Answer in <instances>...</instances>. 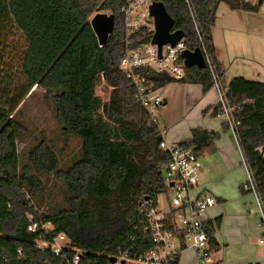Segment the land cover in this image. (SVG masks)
<instances>
[{"label":"trees","instance_id":"obj_1","mask_svg":"<svg viewBox=\"0 0 264 264\" xmlns=\"http://www.w3.org/2000/svg\"><path fill=\"white\" fill-rule=\"evenodd\" d=\"M126 1L0 0V37L13 27L25 42L19 61L22 82L14 81L0 65V264H64V258L72 257L70 249L63 250L62 257L40 251L36 245L40 236L50 241L64 234L82 251L79 264H109L110 257L119 252L136 257L152 246L139 209L143 200L155 203L165 193L161 168L169 155L159 149L158 125L119 70L125 52L120 9ZM151 1L161 3L172 18L171 32L183 33L185 50L200 49L220 80L222 70L215 60L211 34L218 6L248 12L258 9L245 0H191L195 29L184 0ZM106 11L114 16L113 32L100 46L90 17ZM141 75L153 91L170 84L196 85L203 94L213 88L207 65L204 69L185 67L179 81L150 71ZM101 81L109 90L103 102L95 95ZM32 88L51 96L60 132L80 141L79 159L66 172L58 171L57 156L43 142L27 155L35 175L28 167L19 172L16 140L20 127L14 113ZM225 89L239 122L237 143L253 175L264 215V84L235 78ZM218 136L193 130L190 142L182 144L192 146L199 157L214 150ZM38 176H56L63 182L67 209L40 216L30 207L26 192L40 191ZM31 219L39 225L50 223L52 232H27ZM220 221L218 217L205 225L211 251L217 248L213 236ZM170 264H178V256Z\"/></svg>","mask_w":264,"mask_h":264},{"label":"built area","instance_id":"obj_2","mask_svg":"<svg viewBox=\"0 0 264 264\" xmlns=\"http://www.w3.org/2000/svg\"><path fill=\"white\" fill-rule=\"evenodd\" d=\"M190 20L197 29V17L191 0H184ZM151 0H127L120 9L123 20L124 48L125 52L119 61V70L129 81V85L136 90L137 101L147 111L153 123L157 124L156 117L152 112L163 103L162 98L156 95L142 72L150 71L156 74H166L175 81L184 77L185 65L182 53L185 46L180 40L175 46L163 45L160 53L156 45L151 44L154 34V19L150 15ZM205 64L213 80V89L217 93V100L213 107L218 115L226 119L228 130L238 140L237 129L239 122L234 118L235 108L231 107L226 98V89L222 86L218 72L212 66L208 57L204 58ZM161 142L159 149L169 155V161L161 168L166 177H163L167 194L169 191L171 199L168 201V209L158 206L149 199L140 204V213L145 218L144 232L150 237L152 246L150 249L136 257H130L127 253L112 256L113 264H170L179 253L189 248L195 252V258L199 264H214L212 251L208 245V236L205 229L206 223L202 216L204 211L215 202L204 194L194 195L197 189L201 164L199 157L192 146L182 143H167L165 141L166 130L159 129ZM243 165L246 169L247 182L243 186L245 191H250L256 200L260 211L258 227L264 229V215L262 204L256 194V184L251 171L248 169L243 156ZM27 227V232H42L47 235L53 228L50 223L39 225L32 221ZM60 234L50 241L41 236L36 241L40 251H49L55 257H62L65 249L73 253L70 259L64 258V264H79L82 251ZM264 245L263 238L259 240ZM20 252V251H19ZM20 254V253H19ZM109 259V260H110ZM109 264H111L109 262Z\"/></svg>","mask_w":264,"mask_h":264},{"label":"crops","instance_id":"obj_3","mask_svg":"<svg viewBox=\"0 0 264 264\" xmlns=\"http://www.w3.org/2000/svg\"><path fill=\"white\" fill-rule=\"evenodd\" d=\"M245 2L252 7L257 6V11L231 10L227 5L220 4L212 28L215 60L222 70L221 83L225 87L235 78L264 84V0L261 3L260 0ZM171 85L156 90L161 91L163 101L159 117L163 122V129L167 132L165 141L173 144L188 143L193 130L219 135L213 145L214 150L199 156L201 172L197 189L193 192L194 195L204 194L215 202V205L204 211L203 221L207 224L213 223L218 217L221 220L213 236L217 244L216 250L212 251L213 263H264V257L259 256L261 253L250 242L253 240L250 233L256 237L260 228L256 227V220L247 215V205L255 206V196L241 190L246 181L245 171L241 166L242 153L234 136L226 129L225 117L213 115L217 100L216 91L211 88L203 94L199 86L184 84H175L177 87L168 90ZM177 103L181 108L174 111L172 106ZM220 170L233 171L235 177L228 178L219 186L220 179L223 178L215 174ZM222 175H225V172ZM215 176L218 178L214 180ZM230 201L233 202V210L237 213L233 218L229 212ZM231 219L235 221V247L228 240L222 237L219 239L220 230L228 225ZM257 243L264 247L259 240ZM178 264L199 263L195 252L185 248L178 255Z\"/></svg>","mask_w":264,"mask_h":264},{"label":"rangeland","instance_id":"obj_4","mask_svg":"<svg viewBox=\"0 0 264 264\" xmlns=\"http://www.w3.org/2000/svg\"><path fill=\"white\" fill-rule=\"evenodd\" d=\"M98 14V13H97ZM100 14L110 15L108 11L100 12ZM96 15L93 14L92 17ZM25 42L21 34L13 27L7 28L4 34L0 37V65H4L6 71L11 74L14 81L18 79V83L22 82V78L19 76V61L24 49ZM223 87V83H221ZM171 85V84H170ZM177 87L175 84L168 87V90ZM226 88V87H225ZM109 90L106 89L105 84L101 81L95 89V95L103 102L108 99ZM161 92V91H160ZM160 92L156 91V95L160 96ZM162 105L152 112V117H156L158 121V128L163 129L164 125L159 117V112ZM174 111H178L181 107L177 103L172 106ZM14 121L18 123L20 129L16 140V150L18 155V169L21 173L25 167H28L31 174H34V170L28 163V152L32 147L39 143H44L49 146L55 153L59 163L60 172H66L74 162L79 159L80 155V141L76 137H67L60 132L59 124L56 120L55 109L52 103L51 96H47L41 89L32 88L28 96L19 105L14 113ZM226 123V122H225ZM229 131V130H228ZM230 132V131H229ZM231 133V132H230ZM242 164V162H241ZM245 171L246 181L247 174L244 165H241ZM225 172V175H222ZM220 179V184H223L228 178L235 177V172L230 170H220L215 174ZM162 176L166 177V174L162 172ZM214 177V180L218 177ZM40 177V176H38ZM41 188L40 191L35 194H29L26 192L25 200L29 202L30 207L34 209L38 215L48 216L55 211L67 209L66 199L67 190L62 181L57 179L56 176L40 177ZM244 184V185H245ZM243 185V186H244ZM251 195V192L248 193ZM171 199V194L168 191L167 194H161L157 198V202L161 208L166 209L168 201ZM215 205V203L213 204ZM212 206H209L210 208ZM230 217L233 218L237 213L233 210V202L230 201ZM247 215H250V219L256 220V227L261 219L260 211L255 203V206L247 205ZM245 218V217H244ZM247 219V218H245ZM258 230V229H257ZM263 231V232H262ZM259 230V235L254 237L251 233L250 236L253 240L250 241L253 246L257 247L259 256L264 257V247L259 246L257 241L263 238L264 229ZM260 232H262L260 234ZM50 233V232H49ZM60 235V234H59ZM64 235V234H62ZM65 236V235H64ZM221 237L232 243L235 247V221L232 219L228 222L224 228L220 230L219 239ZM71 242L66 236L64 243ZM230 243V248L232 247ZM229 248V249H230ZM220 254H218L219 256ZM264 264V263H262Z\"/></svg>","mask_w":264,"mask_h":264},{"label":"water","instance_id":"obj_5","mask_svg":"<svg viewBox=\"0 0 264 264\" xmlns=\"http://www.w3.org/2000/svg\"><path fill=\"white\" fill-rule=\"evenodd\" d=\"M150 15L154 19V34L151 44L156 45L158 53H160L163 45L175 46L183 38L181 31L171 32L173 26L172 18L167 14L164 6L161 3H153L150 6ZM91 29L100 46L107 43L109 36L113 32L114 16L106 14H96L90 19ZM183 63L185 67H197L204 69L206 64L200 49L193 52L185 50L182 53ZM111 264L115 262L114 258L109 260Z\"/></svg>","mask_w":264,"mask_h":264}]
</instances>
